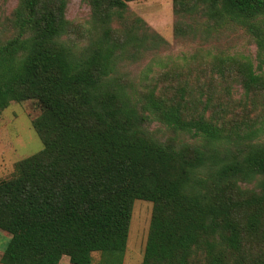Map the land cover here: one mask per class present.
<instances>
[{
  "label": "trees",
  "instance_id": "trees-1",
  "mask_svg": "<svg viewBox=\"0 0 264 264\" xmlns=\"http://www.w3.org/2000/svg\"><path fill=\"white\" fill-rule=\"evenodd\" d=\"M81 1L80 29L68 0L0 20V115L30 102L42 144L0 179V264H123L136 199L151 204L141 264H264L263 60L233 43L260 57L264 0H171L173 37L198 42L172 65L128 11L139 0Z\"/></svg>",
  "mask_w": 264,
  "mask_h": 264
},
{
  "label": "rangeland",
  "instance_id": "rangeland-1",
  "mask_svg": "<svg viewBox=\"0 0 264 264\" xmlns=\"http://www.w3.org/2000/svg\"><path fill=\"white\" fill-rule=\"evenodd\" d=\"M17 3V0H0V20L8 17ZM128 11L141 18L152 31L159 34L168 45L159 47L158 58L163 62L171 61L184 53L192 52L198 42L191 40L175 39L172 33L173 15L171 0H139L129 2ZM89 7L81 0H68L65 17L75 29L86 26L89 18ZM247 34H240L234 43L235 50L247 54L254 66L259 64V58L264 68V51L259 56L258 47ZM209 47V44L207 45ZM154 56L147 55L138 64H128L126 71L131 78H142L145 71L154 69ZM152 63V64H151ZM166 65V64H165ZM147 68V70H146ZM36 115L30 102L10 103L0 115V179L11 177L15 163L42 149V144L31 127V120ZM156 125V124H154ZM160 134L166 135V131ZM151 215V204L147 201L136 199L133 203L127 246L123 257V264H141L144 245ZM9 235L0 231V257L5 249ZM93 264H97V255ZM65 258V259H64ZM60 264H69L66 257Z\"/></svg>",
  "mask_w": 264,
  "mask_h": 264
}]
</instances>
